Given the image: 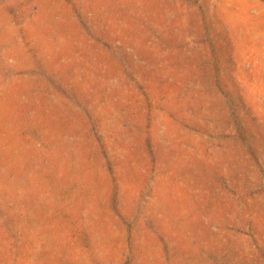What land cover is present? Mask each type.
<instances>
[{
    "label": "rangeland",
    "instance_id": "obj_1",
    "mask_svg": "<svg viewBox=\"0 0 264 264\" xmlns=\"http://www.w3.org/2000/svg\"><path fill=\"white\" fill-rule=\"evenodd\" d=\"M0 264H264V0H0Z\"/></svg>",
    "mask_w": 264,
    "mask_h": 264
}]
</instances>
